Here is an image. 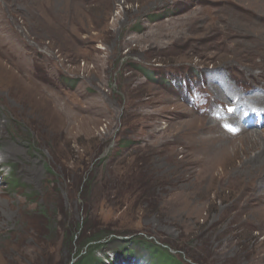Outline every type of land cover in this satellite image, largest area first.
<instances>
[{
  "label": "rangeland",
  "instance_id": "374dc122",
  "mask_svg": "<svg viewBox=\"0 0 264 264\" xmlns=\"http://www.w3.org/2000/svg\"><path fill=\"white\" fill-rule=\"evenodd\" d=\"M0 30V264H73L118 222L184 264H264V0H0Z\"/></svg>",
  "mask_w": 264,
  "mask_h": 264
},
{
  "label": "trees",
  "instance_id": "16d2710c",
  "mask_svg": "<svg viewBox=\"0 0 264 264\" xmlns=\"http://www.w3.org/2000/svg\"><path fill=\"white\" fill-rule=\"evenodd\" d=\"M128 174H131V172L129 171L127 175ZM133 174H134L133 177H136L134 178L136 181V185L130 186L129 188H127V186L125 185L126 189L120 191L118 195L119 197L121 193L122 195H125L123 199L126 196L135 197L136 195L141 193L140 192V190L142 189L141 186L144 182L142 181L140 176H137L136 171H134ZM83 179L85 180L84 183H82V179H79L77 185L75 186L76 191H81V194L87 193L89 186H91V182H93V176L92 178L83 177ZM120 182H124V181H120ZM6 185L8 188H17V186H19L20 184L18 183L17 180H14L10 177L6 180ZM117 190H120V188H118ZM106 204L109 205L110 207L116 206L115 203L112 205H110V203L109 204L106 203ZM129 212L130 211L127 210V213ZM96 214L98 215V212H96ZM112 228L113 229L108 228L107 230H104L103 227L99 226L98 224H92L89 227L87 226L86 223V227L83 230H81L82 233L77 246V256H76L77 259L73 262V264H110L111 261L109 260V257L107 255L103 257H99L98 254L104 251V248L107 245H110L114 242H120L121 244L124 245L122 248H120V251L115 252V254L117 256H120L122 258L123 263L125 264H131L132 258H134L133 255L128 250V244L135 246L140 245L143 246V248H145V250L148 252L149 255V262L147 261L146 264H184L181 263L174 254H171L169 252V248L156 245L151 240H146L142 235H136V233L139 232L138 231L134 232V225L132 223H124L122 225H119L118 222L117 224L113 225ZM74 237L75 235L70 236L69 241H73ZM188 259L190 261L193 260L197 264H206L203 261L195 259V257L193 256L190 257L188 256Z\"/></svg>",
  "mask_w": 264,
  "mask_h": 264
},
{
  "label": "bare ground",
  "instance_id": "6f19581e",
  "mask_svg": "<svg viewBox=\"0 0 264 264\" xmlns=\"http://www.w3.org/2000/svg\"><path fill=\"white\" fill-rule=\"evenodd\" d=\"M3 31L2 30H0V54L1 55H3V57H6V56H10V50L14 47V48H17L18 47V44H16V43H9V44H3V41H4V39H3V37H4V35H3V33H2ZM23 52V51H22ZM12 61V64H14V65H16V64H18L17 63V61H14V60H11ZM1 63V62H0ZM23 66V65H22ZM9 68V67H8ZM10 68H12V69H16L14 66H10ZM0 69H2L1 68V65H0ZM19 71V70H18ZM19 75V74H18ZM18 77V76H17ZM22 78V77H21ZM19 81V80H18ZM25 83V82H24ZM23 83V84H24ZM49 96V95H48ZM260 115V114H259ZM259 115H258V118H259ZM257 118V119H258ZM5 152L4 151H0V156L2 157V158H4L5 157ZM1 163V162H0Z\"/></svg>",
  "mask_w": 264,
  "mask_h": 264
}]
</instances>
